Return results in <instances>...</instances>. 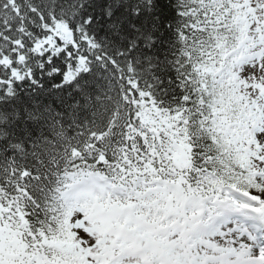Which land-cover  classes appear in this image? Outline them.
<instances>
[{"label":"snow or ice","instance_id":"snow-or-ice-1","mask_svg":"<svg viewBox=\"0 0 264 264\" xmlns=\"http://www.w3.org/2000/svg\"><path fill=\"white\" fill-rule=\"evenodd\" d=\"M0 264H264V0H0Z\"/></svg>","mask_w":264,"mask_h":264}]
</instances>
